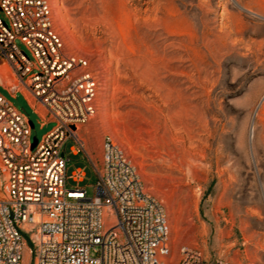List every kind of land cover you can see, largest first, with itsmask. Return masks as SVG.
Segmentation results:
<instances>
[{
    "label": "rangeland",
    "instance_id": "obj_1",
    "mask_svg": "<svg viewBox=\"0 0 264 264\" xmlns=\"http://www.w3.org/2000/svg\"><path fill=\"white\" fill-rule=\"evenodd\" d=\"M53 1L68 49L100 80L98 112L78 131L86 153L65 146L67 185L95 195L110 135L162 201L175 256L186 245L264 264V0ZM12 77L0 60L1 80ZM31 119L32 138L56 125Z\"/></svg>",
    "mask_w": 264,
    "mask_h": 264
},
{
    "label": "built area",
    "instance_id": "obj_2",
    "mask_svg": "<svg viewBox=\"0 0 264 264\" xmlns=\"http://www.w3.org/2000/svg\"><path fill=\"white\" fill-rule=\"evenodd\" d=\"M53 0H0V60L12 71L2 86L21 96L41 126H55L34 147L31 116L0 93V264H238L207 259L170 242L164 205L144 188L127 150L102 141L95 195L67 185L70 151L86 153L80 127L98 112L100 80L88 58L71 52ZM18 42L23 44L20 48ZM73 180L85 178L83 168Z\"/></svg>",
    "mask_w": 264,
    "mask_h": 264
},
{
    "label": "water",
    "instance_id": "obj_3",
    "mask_svg": "<svg viewBox=\"0 0 264 264\" xmlns=\"http://www.w3.org/2000/svg\"><path fill=\"white\" fill-rule=\"evenodd\" d=\"M31 126H34V123H33V121L31 120ZM36 142H37V138L36 137H34L33 138V144H32V147H34L35 146V144H36Z\"/></svg>",
    "mask_w": 264,
    "mask_h": 264
},
{
    "label": "bare ground",
    "instance_id": "obj_4",
    "mask_svg": "<svg viewBox=\"0 0 264 264\" xmlns=\"http://www.w3.org/2000/svg\"><path fill=\"white\" fill-rule=\"evenodd\" d=\"M26 249H27L28 254H29V257H30V250H29V247L27 246Z\"/></svg>",
    "mask_w": 264,
    "mask_h": 264
},
{
    "label": "trees",
    "instance_id": "obj_5",
    "mask_svg": "<svg viewBox=\"0 0 264 264\" xmlns=\"http://www.w3.org/2000/svg\"><path fill=\"white\" fill-rule=\"evenodd\" d=\"M30 116H31V114H30Z\"/></svg>",
    "mask_w": 264,
    "mask_h": 264
}]
</instances>
